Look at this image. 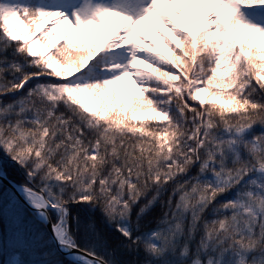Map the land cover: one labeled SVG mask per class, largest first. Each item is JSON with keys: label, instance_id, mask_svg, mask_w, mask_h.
Segmentation results:
<instances>
[{"label": "snow or ice", "instance_id": "6c2138e0", "mask_svg": "<svg viewBox=\"0 0 264 264\" xmlns=\"http://www.w3.org/2000/svg\"><path fill=\"white\" fill-rule=\"evenodd\" d=\"M0 153V264H264V0H0Z\"/></svg>", "mask_w": 264, "mask_h": 264}, {"label": "trees", "instance_id": "16d2710c", "mask_svg": "<svg viewBox=\"0 0 264 264\" xmlns=\"http://www.w3.org/2000/svg\"><path fill=\"white\" fill-rule=\"evenodd\" d=\"M0 168H2L7 173L8 178L12 181L19 183L23 180L22 174L17 170L15 166L10 165L6 161L2 153H0ZM150 226L151 225H149V227Z\"/></svg>", "mask_w": 264, "mask_h": 264}, {"label": "rangeland", "instance_id": "374dc122", "mask_svg": "<svg viewBox=\"0 0 264 264\" xmlns=\"http://www.w3.org/2000/svg\"><path fill=\"white\" fill-rule=\"evenodd\" d=\"M183 11H184L185 19L186 20H188V19H195V17H189L188 16L187 8H184ZM196 11L197 12H200L201 9L199 7H197ZM144 23H145V26L148 28L150 35H152V39L156 43L157 47L160 48L161 50H163V46H162L161 42L159 41V39L155 36L154 33H151L150 26L147 24V22H144ZM102 27H106V26H102ZM113 27H115V24L113 25ZM116 87H122V85L121 84H117Z\"/></svg>", "mask_w": 264, "mask_h": 264}]
</instances>
